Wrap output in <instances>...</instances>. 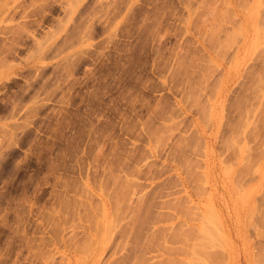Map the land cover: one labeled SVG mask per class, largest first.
I'll return each instance as SVG.
<instances>
[{
  "label": "rangeland",
  "instance_id": "1",
  "mask_svg": "<svg viewBox=\"0 0 264 264\" xmlns=\"http://www.w3.org/2000/svg\"><path fill=\"white\" fill-rule=\"evenodd\" d=\"M0 264H264V0H0Z\"/></svg>",
  "mask_w": 264,
  "mask_h": 264
},
{
  "label": "bare ground",
  "instance_id": "2",
  "mask_svg": "<svg viewBox=\"0 0 264 264\" xmlns=\"http://www.w3.org/2000/svg\"><path fill=\"white\" fill-rule=\"evenodd\" d=\"M250 117V116H249ZM248 119V118H247ZM250 119H251V117H250ZM250 119H248L249 121H250ZM246 122V121H245ZM249 123V122H248ZM244 127V126H243ZM243 131V130H242ZM248 133V132H247ZM246 133V134H247ZM242 134V133H241ZM239 136H241V135H239ZM241 138V137H240ZM234 140V139H233ZM240 141H241V139H240ZM242 142V141H241ZM237 143V142H236ZM240 143V142H239ZM238 144V143H237ZM205 249V248H204Z\"/></svg>",
  "mask_w": 264,
  "mask_h": 264
}]
</instances>
